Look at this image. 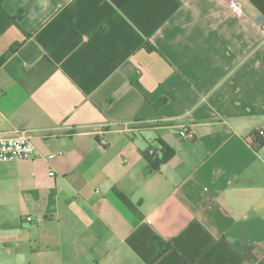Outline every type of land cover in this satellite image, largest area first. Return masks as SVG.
Returning <instances> with one entry per match:
<instances>
[{
    "label": "crops",
    "instance_id": "crops-1",
    "mask_svg": "<svg viewBox=\"0 0 264 264\" xmlns=\"http://www.w3.org/2000/svg\"><path fill=\"white\" fill-rule=\"evenodd\" d=\"M239 1L0 0V135L38 150L0 162V264H264V0Z\"/></svg>",
    "mask_w": 264,
    "mask_h": 264
},
{
    "label": "built area",
    "instance_id": "built-area-1",
    "mask_svg": "<svg viewBox=\"0 0 264 264\" xmlns=\"http://www.w3.org/2000/svg\"><path fill=\"white\" fill-rule=\"evenodd\" d=\"M227 5L236 14L241 15L244 13V7L239 0H227ZM256 132L264 136V128H260ZM183 133L190 135L188 130H184ZM250 139L253 141L252 134ZM101 142L106 143L105 140H101ZM37 155L38 150L24 132L14 136L0 135V162L27 160ZM50 174H54V172Z\"/></svg>",
    "mask_w": 264,
    "mask_h": 264
},
{
    "label": "trees",
    "instance_id": "trees-1",
    "mask_svg": "<svg viewBox=\"0 0 264 264\" xmlns=\"http://www.w3.org/2000/svg\"><path fill=\"white\" fill-rule=\"evenodd\" d=\"M15 48H12L11 51L13 52ZM166 99L162 100L161 103H165ZM160 103V104H161ZM253 141L252 144L257 148L260 149L264 145V136L261 135L259 132H253ZM173 154L171 149L165 148L163 149V156L160 158L158 152L155 148L150 146L146 152L145 156L148 160L150 169L152 172L157 171L160 168V164L168 159ZM154 247L158 250V255L156 256L155 260H157L164 252L168 251L172 248L170 242H164L161 238L156 237L153 241Z\"/></svg>",
    "mask_w": 264,
    "mask_h": 264
}]
</instances>
